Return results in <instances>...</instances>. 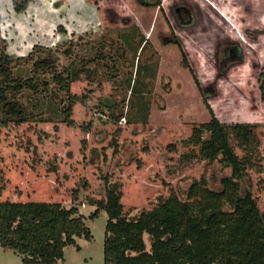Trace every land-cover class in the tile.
<instances>
[{
    "label": "rangeland",
    "instance_id": "374dc122",
    "mask_svg": "<svg viewBox=\"0 0 264 264\" xmlns=\"http://www.w3.org/2000/svg\"><path fill=\"white\" fill-rule=\"evenodd\" d=\"M262 72L264 0H0V201L83 222L58 264H259ZM209 107L239 172L187 140Z\"/></svg>",
    "mask_w": 264,
    "mask_h": 264
},
{
    "label": "trees",
    "instance_id": "16d2710c",
    "mask_svg": "<svg viewBox=\"0 0 264 264\" xmlns=\"http://www.w3.org/2000/svg\"><path fill=\"white\" fill-rule=\"evenodd\" d=\"M152 1L159 3L160 0ZM15 5L16 8L21 6L18 1ZM258 80L260 81V93L264 97V72L259 74ZM200 88L202 90V87L199 86ZM105 100L104 105L110 108V104ZM208 109L211 121L194 126L187 140L199 144V155L202 158H207L210 161L218 159L223 165H229L225 156L219 157V152L225 148L231 157L234 168L239 172L240 169L235 162L227 133L233 130L237 138L243 143H248L249 129L244 124H235L232 127L223 125L214 115L213 110L210 107ZM205 132L208 134L206 137L203 136ZM241 174L242 172L238 176L240 177ZM74 192L76 193V190ZM109 194H112V191H109ZM96 205L91 217H96L100 209L111 213L108 200H98ZM255 215L262 234L260 242L254 245L253 254L257 263L264 264V211H256ZM73 220L79 227L81 224L80 234L89 238V231L83 222L71 218L69 210L58 201L2 200L0 201V246L16 252L24 264H58V260L63 259L64 248L70 233V224ZM107 254L108 251L105 250L104 264L109 262Z\"/></svg>",
    "mask_w": 264,
    "mask_h": 264
}]
</instances>
